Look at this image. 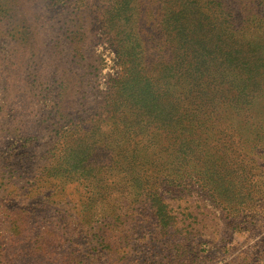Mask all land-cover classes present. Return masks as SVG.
Listing matches in <instances>:
<instances>
[{
    "label": "rangeland",
    "instance_id": "obj_1",
    "mask_svg": "<svg viewBox=\"0 0 264 264\" xmlns=\"http://www.w3.org/2000/svg\"><path fill=\"white\" fill-rule=\"evenodd\" d=\"M179 1L0 0V264H264L259 0Z\"/></svg>",
    "mask_w": 264,
    "mask_h": 264
},
{
    "label": "trees",
    "instance_id": "obj_2",
    "mask_svg": "<svg viewBox=\"0 0 264 264\" xmlns=\"http://www.w3.org/2000/svg\"><path fill=\"white\" fill-rule=\"evenodd\" d=\"M193 3V7H188L187 5ZM257 6H260L261 12L263 13V17H260L257 15L255 16V13L252 14L254 19L250 20V22L247 21L246 25H244V28H246V35H245V29L238 31L230 28V32L234 34H241L243 38H250L251 42L252 40L256 39L257 45L255 48H252L251 50H246L245 52H242L244 57L239 58L237 63L240 65V76L247 75L249 77L251 76H258L263 75L264 76V0H259L256 4ZM178 10L176 12H173L170 16L167 17V21L169 24V20H175L174 22L176 31L178 32V35L180 36V39H183L185 43H187L186 48L188 51L193 52L194 48V39L189 35V29L191 26V29L196 30L200 27V23L198 20L195 22V24H192L193 21V15L190 13L200 12V7H202L201 0H186L183 2L180 0L178 2ZM182 15H184V19H182ZM188 31V32H187ZM238 54L241 52H237ZM246 56V57H245ZM229 59H227L228 63L233 66L234 69H236L238 66L234 62V59L231 57V53L228 54ZM254 62L255 65H251L250 62ZM190 64V62L188 63ZM198 63H192L188 68L190 69V74H192V78L194 80V84H192V87H190V97L192 99L197 98V101L201 100V94L202 91H204V88L201 87V78L204 77V73L198 68ZM180 67H182V64H180ZM229 86V85H228ZM214 90V89H213ZM223 91V90H221ZM225 91V90H224ZM227 95L221 94V92H217L215 94L221 95V99H223V107H226V109L232 110L234 112V116L239 117V106H237V96H235L234 92L230 91V88H226ZM230 93V94H229ZM232 93V94H231ZM242 94V91H240ZM239 94V92H238ZM241 109H243L241 107ZM238 111V112H237ZM237 117L235 119H237ZM259 122V121H258ZM261 124H264V117L260 120ZM187 126V125H185ZM159 213V212H157Z\"/></svg>",
    "mask_w": 264,
    "mask_h": 264
}]
</instances>
